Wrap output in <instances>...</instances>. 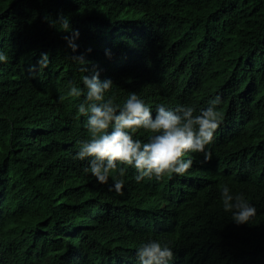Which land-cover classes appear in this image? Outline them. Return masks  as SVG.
<instances>
[{"label": "trees", "instance_id": "obj_1", "mask_svg": "<svg viewBox=\"0 0 264 264\" xmlns=\"http://www.w3.org/2000/svg\"><path fill=\"white\" fill-rule=\"evenodd\" d=\"M61 13L80 31L79 53L45 20ZM0 51V264H100V252L132 255L150 239L178 264H264V0H0ZM41 52L48 67L33 74ZM80 53L114 82L115 103L133 90L152 103L197 108L219 95L220 111L232 100L260 108L257 158L237 166L255 144L242 135L216 171L126 183L130 201L107 193L74 159L87 135L76 118L84 97L59 99L73 83L84 88L89 73L72 59ZM225 184L256 207L250 225L223 211ZM82 235L77 263L68 245Z\"/></svg>", "mask_w": 264, "mask_h": 264}, {"label": "clouds", "instance_id": "obj_2", "mask_svg": "<svg viewBox=\"0 0 264 264\" xmlns=\"http://www.w3.org/2000/svg\"><path fill=\"white\" fill-rule=\"evenodd\" d=\"M49 17L45 16V20L50 26L70 33L64 37L67 45L73 53H79L80 31L72 26L71 17L63 13L58 19ZM57 23L60 28L56 27ZM106 55L111 58V51L106 50ZM72 59L82 66V72L89 73L83 76V89L73 83L59 98L63 103L69 98L84 97L77 105L76 118L84 117L87 135L77 140L74 159L86 162L84 172L91 173L107 193L113 192L114 196L127 197L130 201L132 192H124L126 183H152L155 179L175 174L184 176L190 169L207 166L216 171L220 160L233 152L234 143L242 135H249L255 144L237 155V166L244 169L257 158L263 143L260 108L258 113L250 103L240 102L237 106V100H232L220 111L223 101L219 95L197 108L174 102L152 103V99L133 90L115 103L108 96L114 82L110 78L101 79L99 68L89 67L86 54H74ZM7 61V54L0 51V63ZM48 64L49 54L41 52L31 71L35 74L37 68H47ZM61 82L55 78L51 85ZM241 124L240 131L233 135ZM220 202L237 226L250 225L257 215L256 207L245 194L234 192L227 184L220 189ZM84 214L88 222L94 217L88 211ZM77 237L83 240L77 243L73 239L68 247L75 249L78 263L86 240L85 235ZM100 256V264H178L173 249L157 239L144 241L132 255L117 249L110 255L100 252Z\"/></svg>", "mask_w": 264, "mask_h": 264}, {"label": "bare ground", "instance_id": "obj_3", "mask_svg": "<svg viewBox=\"0 0 264 264\" xmlns=\"http://www.w3.org/2000/svg\"><path fill=\"white\" fill-rule=\"evenodd\" d=\"M82 32H84V31H82ZM87 34H88V33H87ZM236 105H237V106L240 105L239 100L237 101ZM241 127H242V124L240 125L239 129H237V131H235V132L233 133V135L236 134L237 132H239L240 129H241ZM203 175H204V174H203ZM202 177H203V176H202ZM94 214H95L96 216H100V215H101L100 213H96L95 211H94ZM146 228H147V227H146ZM148 230H149V229H148ZM79 242H80V241H78L77 243H79Z\"/></svg>", "mask_w": 264, "mask_h": 264}]
</instances>
